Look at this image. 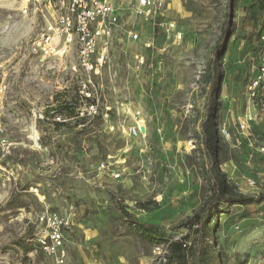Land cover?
Listing matches in <instances>:
<instances>
[{
	"label": "rangeland",
	"instance_id": "374dc122",
	"mask_svg": "<svg viewBox=\"0 0 264 264\" xmlns=\"http://www.w3.org/2000/svg\"><path fill=\"white\" fill-rule=\"evenodd\" d=\"M251 1L235 5L211 122L219 167L234 193L262 200L219 216L214 234L223 264H264V115L248 95L264 12L251 9ZM67 2L0 0V264H54L36 244L45 209L70 216L65 264H159L163 245L149 244L121 209L176 240L208 202L199 124L226 1L162 0V15L150 19L137 14L138 0H127L107 58L98 75L90 74L97 114H89L92 101L80 93L88 75L63 69L75 62L74 47L61 64L40 62L30 51ZM163 22L173 32L166 34ZM73 107L76 117L68 119ZM133 107L144 121L134 139L121 127L135 120ZM248 112L254 121L241 131L238 121ZM101 164L120 177L113 180Z\"/></svg>",
	"mask_w": 264,
	"mask_h": 264
},
{
	"label": "built area",
	"instance_id": "2783aa9c",
	"mask_svg": "<svg viewBox=\"0 0 264 264\" xmlns=\"http://www.w3.org/2000/svg\"><path fill=\"white\" fill-rule=\"evenodd\" d=\"M164 5L162 0H138L137 14L146 18L161 16ZM118 9L112 4V0H68L63 13L53 16L48 20L42 33L35 39L30 47L31 53L40 62L63 63L70 56L72 48L75 51V62L64 65L63 69L74 72L84 71L88 77L81 86V96L85 101H92L87 105L89 114H97V105L93 100L98 97L94 91L91 75H98L104 60L107 58L111 47L114 29L119 24ZM166 34L173 32V24L162 23ZM133 40L138 36L129 32ZM174 39L180 40L181 35H174ZM259 51L257 62L253 67V77L248 86L249 98L259 105L260 111L264 115V27L259 36ZM152 43L147 42L145 48H151ZM97 56V58H95ZM139 65L143 64L142 56H135ZM1 91V90H0ZM131 109L127 108L129 112ZM100 114L103 118H108L109 107L104 106ZM135 120L131 125H123V132L129 138L141 136L140 131L144 126V121L137 117L139 112L135 109L131 113ZM254 121L251 113H246L238 121L241 131H247ZM112 130L113 127H110ZM224 136L228 137L226 131ZM111 166L101 164L99 169L107 171L113 180L120 177L119 173L110 169ZM41 230L36 235V244L43 255L51 258L54 264H65L66 254L64 250V233L71 228L70 216L65 218L45 209L38 217Z\"/></svg>",
	"mask_w": 264,
	"mask_h": 264
},
{
	"label": "trees",
	"instance_id": "16d2710c",
	"mask_svg": "<svg viewBox=\"0 0 264 264\" xmlns=\"http://www.w3.org/2000/svg\"><path fill=\"white\" fill-rule=\"evenodd\" d=\"M224 21L220 27V34L208 65V89L206 99V112L203 121L199 124L202 134V144L207 157V176L211 183L210 197L208 202L198 208L192 216L188 217L183 226L187 233L176 240H168L163 237L159 229L151 224L140 223L121 209L126 219L137 228L143 238L152 246L163 245L164 254L159 257V264H223L224 255L216 248L214 232L218 228V218L222 213H228V209L234 206L248 207L252 204H259L261 198L244 197L234 193L225 175L220 170L219 157L216 146V132L211 122V102L219 92L218 80L221 77L217 73V64L221 59V52L225 48L228 39L234 35L233 20L237 0H225ZM249 7L264 12V0H252ZM264 27V25H263ZM256 36V61L259 51V36ZM254 38L250 36V40ZM255 66V65H254ZM60 111H62L60 109ZM68 119L76 117L75 108L65 113ZM65 123L59 124L63 126Z\"/></svg>",
	"mask_w": 264,
	"mask_h": 264
},
{
	"label": "crops",
	"instance_id": "0c3cea01",
	"mask_svg": "<svg viewBox=\"0 0 264 264\" xmlns=\"http://www.w3.org/2000/svg\"><path fill=\"white\" fill-rule=\"evenodd\" d=\"M112 4L114 5V7H116L118 9V16H119V19H120V15H121V11L123 9V5L127 6V0H112ZM119 24H120V20H119ZM119 24L117 25L116 28H118ZM115 29H114V32H115ZM113 35H114V33H113ZM133 108L134 109H138V108H135V107H133Z\"/></svg>",
	"mask_w": 264,
	"mask_h": 264
},
{
	"label": "water",
	"instance_id": "95a60500",
	"mask_svg": "<svg viewBox=\"0 0 264 264\" xmlns=\"http://www.w3.org/2000/svg\"><path fill=\"white\" fill-rule=\"evenodd\" d=\"M140 131H141V133H144V128H141Z\"/></svg>",
	"mask_w": 264,
	"mask_h": 264
}]
</instances>
